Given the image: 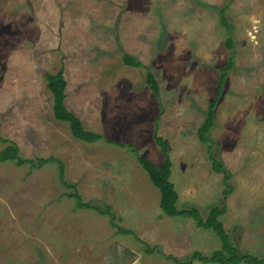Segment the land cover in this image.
Wrapping results in <instances>:
<instances>
[{
  "label": "rangeland",
  "instance_id": "374dc122",
  "mask_svg": "<svg viewBox=\"0 0 264 264\" xmlns=\"http://www.w3.org/2000/svg\"><path fill=\"white\" fill-rule=\"evenodd\" d=\"M60 69L66 108L99 140L76 139L54 118L44 76ZM155 130L177 209L205 218L224 206L230 241L264 261V0H0V152L12 143L22 159H54L32 168L0 160V264H217L190 258L220 240L188 216L163 214L137 161L163 164Z\"/></svg>",
  "mask_w": 264,
  "mask_h": 264
},
{
  "label": "trees",
  "instance_id": "16d2710c",
  "mask_svg": "<svg viewBox=\"0 0 264 264\" xmlns=\"http://www.w3.org/2000/svg\"><path fill=\"white\" fill-rule=\"evenodd\" d=\"M220 16V23L226 28H229V24L222 14L224 8H218ZM226 44L228 47L232 46V38L228 36L226 38ZM122 61L129 66L138 67L141 66L140 62L133 56L122 53ZM232 66V58H229L226 65L220 69V74L218 76V84L215 89V97L208 102L207 110L205 113L204 121L197 129L198 138L201 142H207L210 138L206 135L209 128L213 123L214 108L217 104L219 97L222 95L224 86L226 83V72ZM46 86L49 92L52 95L53 99V115L54 118L58 121H64L68 124L72 136L76 139L82 140L84 142L90 143L97 141L101 136L93 131L85 129L80 121V119L74 115L71 111L66 108L65 105V86L66 82L62 75V69L57 71L54 74L46 73L45 76ZM146 83L148 84L152 93L158 97L159 95V86L154 76L147 72L146 74ZM154 141L159 145L162 156L163 164L161 166H156L151 161L141 156L137 157V161L143 170L148 175V178L152 185L157 188L159 192V207L163 214L169 217L176 216H188L192 218L196 225L205 229H210L220 240L221 246L219 249L211 252L210 255L205 256L201 253L195 251L191 255V259H197L201 263H217V264H239L240 262L245 264H264V261L258 257L252 256L248 253H243L239 248L230 241L227 236L226 231L223 228V224L219 219V216L222 215L225 211L224 206H212L209 208L207 215L203 218L199 211L190 207L189 209H177V192L174 188L173 183L170 181V167L171 161L168 155V146L167 142L160 137L156 130L153 133ZM210 148V147H209ZM210 152V150L208 149ZM211 155V154H210ZM0 160L14 161L17 165L23 163H29V167H39L42 166L44 162L53 161V158L37 159V162H33L32 159H22L18 155V148L12 143L6 145L3 150L0 152ZM213 169L217 172L225 174V178H228V174L222 165L216 161L212 160ZM61 183L66 187H73L72 184L64 180L62 171L58 173ZM227 191L224 193L226 194ZM76 199V204L78 207H89L86 203H82L80 196L77 193H74ZM100 214H109V211L106 209L100 210L95 207ZM123 233H128L126 231H121ZM176 260V259H175ZM178 264H187V262H178Z\"/></svg>",
  "mask_w": 264,
  "mask_h": 264
},
{
  "label": "crops",
  "instance_id": "0c3cea01",
  "mask_svg": "<svg viewBox=\"0 0 264 264\" xmlns=\"http://www.w3.org/2000/svg\"><path fill=\"white\" fill-rule=\"evenodd\" d=\"M134 261V263L136 262V260H133ZM135 264H139V262H136Z\"/></svg>",
  "mask_w": 264,
  "mask_h": 264
}]
</instances>
